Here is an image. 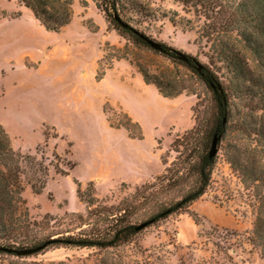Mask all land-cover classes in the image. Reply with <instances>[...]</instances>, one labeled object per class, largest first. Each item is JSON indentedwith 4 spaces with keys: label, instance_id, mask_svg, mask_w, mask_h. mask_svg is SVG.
Listing matches in <instances>:
<instances>
[{
    "label": "rangeland",
    "instance_id": "374dc122",
    "mask_svg": "<svg viewBox=\"0 0 264 264\" xmlns=\"http://www.w3.org/2000/svg\"><path fill=\"white\" fill-rule=\"evenodd\" d=\"M228 1L121 0L123 17L134 28L196 57L224 82L233 75L218 51L230 47L248 63L249 76L255 79L249 86L259 96L258 107L248 110L247 120L239 119L221 143L206 194L188 212L170 216L127 245L53 249L27 262L201 264L212 255V247L203 245L205 234L226 228L242 235V249L234 255L237 261L264 264L247 241L257 217L261 183L246 186L242 173L229 163L233 159L249 171L259 170L262 163V144L255 134L264 130V77L245 38L227 23ZM73 11L71 24L53 33L18 0H0V124L16 151L36 155L39 147L48 165L58 163L69 172L62 176L50 166L42 194L24 181L23 197L31 220L37 222L47 214L85 215L77 183L86 189L93 181L101 199L113 193L124 197L154 182L167 167L162 158L171 164L180 157L177 151L185 152L183 143L174 142L194 129L203 133L213 123L212 94L186 67L118 35L94 0H74ZM141 70L165 88L176 84L186 90L164 98L156 86L143 83ZM130 119L140 124L144 139H132L123 127L136 132ZM242 122L246 131L239 129ZM69 164L76 167L70 170ZM190 213L198 216L199 225ZM66 228L75 227L62 229ZM17 262L0 256V264Z\"/></svg>",
    "mask_w": 264,
    "mask_h": 264
},
{
    "label": "trees",
    "instance_id": "16d2710c",
    "mask_svg": "<svg viewBox=\"0 0 264 264\" xmlns=\"http://www.w3.org/2000/svg\"><path fill=\"white\" fill-rule=\"evenodd\" d=\"M94 2L118 35L136 46L150 48L172 62L181 64L208 88L214 105L213 123L203 133L194 129L175 141L174 145L183 143L186 153L177 151L180 157L171 164L162 158L167 167L154 182L145 183L136 188L134 193L124 197H117L113 193L101 199L96 197L93 181L87 184L86 189L77 183V197L86 205L87 213H66L63 218L47 214L39 222L31 220L27 202L23 197L24 181L36 194H42L50 179V166L62 176H68L69 172L62 169L58 163L48 165L43 156L44 151L39 147L36 149V155L16 151L8 133L0 124V256L18 260L17 263L10 264H38L27 262L26 259L60 248L116 249L133 242L147 229L170 216L188 212L190 207L206 194L210 186L218 156L210 155L215 138L219 148L234 131L238 120L246 121L248 110L258 107L259 96L249 86L255 79L249 76L248 63L240 57L239 52L231 50L230 47L218 51V56L227 64L233 75L228 82H224L215 71L196 57L166 43L156 42L134 28L123 17L121 0ZM18 3L31 11L48 32L59 33L73 20L74 0H18ZM226 7L228 25L234 26L245 38L246 47L264 77V0H230ZM152 42L159 48H154ZM141 74L144 82L156 86L164 98H175L186 90L178 88L176 84L165 88L158 78L152 79L142 70ZM103 76L104 74L98 75L97 80L101 81ZM260 100H264V95ZM130 122L137 127L136 132L129 125L123 127L131 138L144 139L140 124L134 123L132 119ZM239 129L246 131L244 122ZM259 131L255 134L262 144V163L259 170L254 168L249 171L248 167L228 159L232 167L242 173L246 186H258L257 183H261V186H258L260 198L257 202V217L247 241L264 260V130ZM45 139L47 146V134ZM234 150L238 151L237 148ZM55 158L60 159L57 154ZM75 167L76 164H69L70 170ZM247 180L250 183L247 184ZM190 215L199 225L198 216L194 213ZM65 226L75 228L62 229ZM241 236L237 231L226 228H216L205 234L203 245L212 247V255L204 258L201 264H242L234 256L237 249H242Z\"/></svg>",
    "mask_w": 264,
    "mask_h": 264
},
{
    "label": "water",
    "instance_id": "95a60500",
    "mask_svg": "<svg viewBox=\"0 0 264 264\" xmlns=\"http://www.w3.org/2000/svg\"><path fill=\"white\" fill-rule=\"evenodd\" d=\"M151 45L154 47V48H159L158 45L154 42L151 43ZM217 143H218V140L215 138L214 142H213V145H212V150H211V157H214L215 155L218 154L219 152V148L217 146Z\"/></svg>",
    "mask_w": 264,
    "mask_h": 264
},
{
    "label": "crops",
    "instance_id": "0c3cea01",
    "mask_svg": "<svg viewBox=\"0 0 264 264\" xmlns=\"http://www.w3.org/2000/svg\"><path fill=\"white\" fill-rule=\"evenodd\" d=\"M142 79V78H141ZM142 81H143V83L145 84V85H147L145 82H144V80L142 79ZM150 86H152V85H150Z\"/></svg>",
    "mask_w": 264,
    "mask_h": 264
}]
</instances>
